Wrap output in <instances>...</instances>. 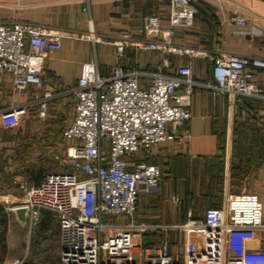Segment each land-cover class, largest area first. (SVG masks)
Returning <instances> with one entry per match:
<instances>
[{
  "label": "built area",
  "instance_id": "obj_1",
  "mask_svg": "<svg viewBox=\"0 0 264 264\" xmlns=\"http://www.w3.org/2000/svg\"><path fill=\"white\" fill-rule=\"evenodd\" d=\"M80 1L87 5L90 0ZM169 1L170 30L144 48L160 55L205 57L211 62V80L195 82L189 66L177 68L174 75L160 71L143 75L117 66L108 77L100 76L94 62L84 66L67 92L74 99V113L63 131L64 156L57 158L70 172L47 174L30 187L21 185L22 203L17 208L25 209L32 224L41 211L55 215L61 264H264V206L256 199L230 197L221 207L207 208L201 219L163 227L182 233L183 239L157 240L150 248L144 247L143 238L159 228L134 223L139 192L157 194L161 171L154 164L132 160L178 137V130L191 119L193 88L225 95L231 105L247 99L264 101V90L254 78L255 71L264 70V56L206 53L173 45L172 29L191 26L198 11L189 0ZM142 28L156 32L160 19L149 16ZM63 36L37 24L0 22V74L10 75L18 98L30 86L41 89L44 61L59 49ZM124 39L115 46L119 58L128 37ZM89 40L101 42L97 36ZM144 77L147 86L139 84ZM55 97L50 90L41 92L34 102L38 118H45L47 104ZM28 106L15 100L14 106L0 112L1 125L20 126Z\"/></svg>",
  "mask_w": 264,
  "mask_h": 264
},
{
  "label": "crops",
  "instance_id": "obj_2",
  "mask_svg": "<svg viewBox=\"0 0 264 264\" xmlns=\"http://www.w3.org/2000/svg\"><path fill=\"white\" fill-rule=\"evenodd\" d=\"M195 1L208 16L198 13L191 26L173 28V45L206 53L264 56L263 0ZM169 8V0H90L87 5L80 0H0V22L37 24L64 34L59 49L47 54L39 91L30 86L18 98L10 75L0 74V112L17 100L29 104L23 122L40 119L34 102L42 91L50 90L56 97L48 102L44 119L59 118L64 131L74 113V99L67 92L90 62L97 64L102 77H108L117 66L143 75L157 71L174 75L177 68L189 66L195 82H210L209 59L160 55L144 48L145 43L167 35ZM149 16L160 19L158 31L143 30ZM91 36L100 37L101 42L92 43ZM124 36L128 39L119 58L115 46L125 41ZM254 78L264 90V70L255 71ZM139 84L147 86L148 78L140 79ZM191 103V119L178 130L174 141L139 153L132 160L154 164L161 171L157 194H138L134 223L159 228L145 236L180 241L182 233L161 228L184 225L189 218L201 219L207 208L221 207L230 197L256 199L264 206V101L247 99L231 105L225 95L212 96L195 87ZM21 125L6 129L0 123L3 172L15 156ZM52 223L58 230L55 215L47 211L40 212L37 222L29 220V232L35 233L36 242L44 239ZM48 259H43L44 263Z\"/></svg>",
  "mask_w": 264,
  "mask_h": 264
},
{
  "label": "rangeland",
  "instance_id": "obj_3",
  "mask_svg": "<svg viewBox=\"0 0 264 264\" xmlns=\"http://www.w3.org/2000/svg\"><path fill=\"white\" fill-rule=\"evenodd\" d=\"M62 122L59 118L25 120L17 135L15 156L6 164V172L0 169V224L3 217L6 221L5 226L0 225V264H15L19 260L29 264H61L55 223L38 243L35 233L29 232L28 217H18L17 208L22 203L21 185L30 187L47 174L70 172L68 165L59 160L66 149ZM157 240L145 236L144 247H152ZM45 258H49L48 263H44Z\"/></svg>",
  "mask_w": 264,
  "mask_h": 264
},
{
  "label": "water",
  "instance_id": "obj_4",
  "mask_svg": "<svg viewBox=\"0 0 264 264\" xmlns=\"http://www.w3.org/2000/svg\"><path fill=\"white\" fill-rule=\"evenodd\" d=\"M189 1L191 5L198 11V13L208 16L205 10L195 0H189ZM17 215L23 220L24 215H25V209H17Z\"/></svg>",
  "mask_w": 264,
  "mask_h": 264
},
{
  "label": "trees",
  "instance_id": "obj_5",
  "mask_svg": "<svg viewBox=\"0 0 264 264\" xmlns=\"http://www.w3.org/2000/svg\"><path fill=\"white\" fill-rule=\"evenodd\" d=\"M40 181L39 180H37V182H36V185L39 183ZM5 217H3L2 218V220H1V224L0 225H3V226H5Z\"/></svg>",
  "mask_w": 264,
  "mask_h": 264
}]
</instances>
